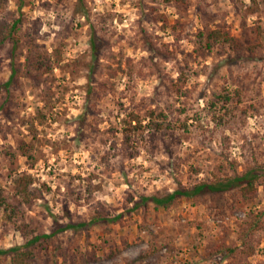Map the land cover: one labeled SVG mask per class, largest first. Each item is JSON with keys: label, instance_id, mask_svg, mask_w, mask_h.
I'll use <instances>...</instances> for the list:
<instances>
[{"label": "rangeland", "instance_id": "374dc122", "mask_svg": "<svg viewBox=\"0 0 264 264\" xmlns=\"http://www.w3.org/2000/svg\"><path fill=\"white\" fill-rule=\"evenodd\" d=\"M6 1L0 18L24 24L16 48L0 47V187L12 169L32 174L24 221L34 234L77 225L41 240L33 264H264V0ZM220 27L246 43L259 33L263 46L241 57L201 49L198 32ZM29 40L51 70L23 66ZM149 109L170 127L152 124ZM131 110L148 127L129 144ZM250 166L260 174L251 199L233 188L141 203ZM26 240L0 210V248Z\"/></svg>", "mask_w": 264, "mask_h": 264}, {"label": "trees", "instance_id": "16d2710c", "mask_svg": "<svg viewBox=\"0 0 264 264\" xmlns=\"http://www.w3.org/2000/svg\"><path fill=\"white\" fill-rule=\"evenodd\" d=\"M23 1L19 0L18 9L23 7ZM181 2L186 6L189 5V0H165L166 4L174 2ZM6 0H0V11L6 6ZM157 21L163 23V25H169L166 14H159ZM24 24L22 16L15 18L3 17L0 18V47L7 43H12L16 48L21 43L20 30ZM175 27V26H173ZM198 44L201 49L213 50L217 47H222L228 51L234 53L237 57H241L245 52L255 54L259 47L263 46V42L258 36L253 37L249 43L244 42L239 36L232 34L229 30L224 28H215L201 30L198 32ZM156 45V44H155ZM153 48L159 49L158 46ZM27 53L25 55V62L23 66L28 69L29 72L38 71L42 69H52L50 57L42 51L41 47L35 44L34 40H29L27 43ZM92 47L96 52L95 37H93ZM20 71L19 68H12V75L9 80L3 84L6 90L9 91V86L13 83L15 75ZM242 89L237 88L235 90L238 97V101L241 100ZM229 92H226L225 103H229L233 100L229 96ZM145 116L150 117V122L155 123L159 129L164 127L169 128L170 125H166L167 114L164 111L156 112L155 109L147 110ZM144 116L136 110L128 112V116L123 119V138L129 144L132 143L134 138L139 136L144 137V133L147 129V125L144 124ZM154 120H161V123L157 124ZM183 128L187 127L186 122L182 125ZM128 155L133 157L137 153V147L135 145L132 148H128ZM221 169H224V165H221ZM15 170H11V186L10 188L0 187V210L3 212V217L7 223L14 225L16 230L20 231L23 237H26V241L21 245L12 246L10 248H0V264L6 261L8 264H33L36 258V248L41 240H48L57 237L61 232H64L70 228H75L76 224H58L51 233L34 234V231L30 228V225L24 221L26 210L32 208L37 198L33 193L31 186L34 183L32 174L22 172L14 175ZM260 174L256 166H250L241 173L234 172L230 175H215L211 179H204L196 182L193 185L186 186L179 184L178 188L168 194L165 197L143 196V204L148 202L155 203L156 207H170L176 201L180 199L192 200L203 198L206 194L225 193L231 191L233 188H238L241 191L244 199H251L255 197L258 191V182ZM139 204H136L138 206ZM99 218L93 219L91 223H94ZM87 225V223L82 224ZM224 248L221 247L219 251ZM230 251H233L232 249Z\"/></svg>", "mask_w": 264, "mask_h": 264}]
</instances>
